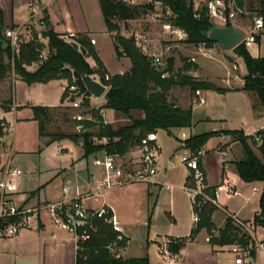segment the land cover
Instances as JSON below:
<instances>
[{
  "label": "trees",
  "instance_id": "1",
  "mask_svg": "<svg viewBox=\"0 0 264 264\" xmlns=\"http://www.w3.org/2000/svg\"><path fill=\"white\" fill-rule=\"evenodd\" d=\"M171 12L169 20L186 33L184 42L199 44L205 42L208 46L216 42L209 39L207 31L213 26L202 4L195 10V0H161ZM251 0H235L238 7ZM104 23L113 41L116 56L125 53L130 60V66L122 73L109 74L103 62L98 57L88 35H62L45 27L42 30H32L28 39L19 41L18 47L12 49L10 39L5 36L6 26L3 22V13L0 8V79L10 72L19 76L27 84L46 83L52 79H66V86L62 94V103L70 100L68 89L76 86L85 91L80 78V73L97 75L99 81L106 86L103 94L104 103L100 106L90 105L88 99L85 105L89 107L93 120L84 123V130L74 133L50 132L48 125L51 122V108L48 106H32L33 119L38 123V135L44 145L54 141L68 139L80 143L81 158L95 155L99 150L119 155L125 154L134 144L149 132H157L159 129L169 131L171 128H188L192 124V107L181 108L169 99L170 90L178 85H188L190 89L216 90L208 82H195L181 70L173 69V60L167 62L169 76L162 78L161 72L151 64V60L144 55L134 43L131 36L121 34L119 21H127L137 17L141 11L148 12L153 9L152 4H130L125 0H98ZM258 13L264 18V0H260ZM44 21V20H43ZM225 25H231L226 21ZM12 24L10 28H16ZM68 36L70 40H67ZM22 37V36H20ZM46 40V43L43 42ZM259 36L256 37V40ZM4 44L6 47L4 48ZM46 49V54L43 50ZM235 54L242 58L246 74L243 76L242 90L252 96V111L254 114L264 115V56L254 57L248 48L241 42L233 48ZM94 61L91 66L87 58ZM37 64L34 70L27 67ZM186 68H189L188 66ZM10 99V103H11ZM69 107L68 105L66 106ZM65 107V108H66ZM66 108V109H67ZM103 108L112 109L121 113L130 120L129 124L114 127L111 123L104 122L100 111ZM138 110L143 113L141 118H133L131 111ZM63 113V116H66ZM73 121V120H72ZM5 123L4 120L1 121ZM75 127L76 122L73 121ZM232 141H237L242 150V157L235 162L238 176L246 183L260 182L262 190L259 196V210L254 213L252 224L255 227H264V137L263 142L257 145L252 135H246L242 129L224 130ZM0 129V135H2ZM215 131L191 134L185 140V147L195 151L206 145L212 137L218 136ZM103 138L105 142L103 143ZM203 170V169H202ZM186 177L185 184L189 180ZM193 185V182H191ZM215 187L209 186L204 180L203 191L213 196ZM196 204H192L193 213H197L198 220L191 233H197L205 229L212 243L225 245L241 242L246 245L249 236L235 223L231 216L226 217L223 228L216 227L212 220V214L217 209L209 201H202L196 197ZM111 210L108 209V214ZM96 231L92 232L88 242L82 243L76 250V264H149L146 255L141 257H129L114 259L111 257L106 245L115 237L110 224L103 218H94ZM4 222H0L2 227ZM217 234H214V232ZM186 237H172L166 242V249L172 254H177L184 247ZM127 238L124 236L121 246L124 247Z\"/></svg>",
  "mask_w": 264,
  "mask_h": 264
},
{
  "label": "crops",
  "instance_id": "2",
  "mask_svg": "<svg viewBox=\"0 0 264 264\" xmlns=\"http://www.w3.org/2000/svg\"><path fill=\"white\" fill-rule=\"evenodd\" d=\"M0 8L3 13L2 17L6 28H10L12 24H16L21 33L22 31H27L30 29L29 26L34 25L33 29H36L37 31L48 27L54 32L62 35L73 33L75 35H88L89 37H94L96 42L92 45L109 74L122 73L130 66V60L127 56L122 55L118 57L115 54L113 41L110 37V33L106 29L98 0H0ZM33 11L35 12L32 13ZM41 18L44 20L45 27L40 26L38 23ZM258 41L259 39L256 40V42ZM43 42L46 43V40L43 39ZM107 44H111L115 56L113 60L111 59L110 63L107 61L105 56V47ZM186 44L188 47H191L194 52H196V45L188 43ZM215 45L216 44L210 46L212 54L211 56H213V53L216 51ZM250 54L254 57H257V55H254L251 52ZM87 61L91 66H93L92 64H94V61L90 57L87 58ZM188 62L193 63L190 58H188ZM220 62L224 67H226V70L223 71L224 73L228 72V74L232 76L235 74L233 69H236V64L233 63L235 67L233 66L234 68H232L226 62ZM36 66L37 64H32L27 68L29 70H34ZM192 69L193 67L186 68V72ZM240 73L242 76H244V73L241 71ZM242 76L239 77L237 75V80H239L238 83H236L234 78H228L229 82L233 81L235 83V86L231 91H243L241 89L243 86ZM12 80V92L8 93V91H6L4 94L6 97H0V119H5L6 123L9 124L10 130L13 128V125H15V122L21 123L34 120L31 109L32 106L50 107V113L52 117V113L55 110L61 109L62 107L65 108L67 106V102L62 103L61 100L64 87L66 86L67 82L66 79H52L46 83L37 82L27 84L21 80L19 76L13 73ZM1 83H7V81L4 80V82L2 81ZM202 92L203 90H201V95ZM102 96L101 100H93L94 102L91 103H93L95 106L96 104L100 106L104 103ZM8 97H11L10 99L12 102L10 104L3 102L4 100L8 99ZM92 99L96 98L92 97ZM68 109H70V107ZM9 111H13L16 114L13 122H11L9 119L6 120L5 118V114H7ZM101 111L105 119L107 116L106 113H108V111L110 114L112 113L114 118L111 120L106 119V122L111 124H113V122L118 119H116L117 116L120 117L119 119L125 118L121 113H118L112 109L103 108ZM245 112L247 122L250 123V126L246 123L243 125L242 123L241 125L233 124L232 121L228 119L227 114L221 109L216 110L214 115H205L202 120L209 121L211 123L212 127L208 131L220 129H242L246 135H253L257 128L264 124V115L254 114L252 107L246 108ZM135 113H137V116L133 117V114ZM131 116L133 118H141L143 113L138 110H133L131 111ZM174 129L183 130V128H171L168 132H166L171 133ZM61 141L63 142V140ZM61 141L54 142L61 144ZM177 141L179 142V138H177ZM210 141H212L210 147L207 148L206 145L202 147L205 150V155L201 158L200 162L205 174L206 183L213 187H217L219 185L233 187L234 189H238L241 192V196H228L225 192L221 193L220 203L222 209L217 208L213 212V222L215 223L216 227L223 228L227 213H229L235 215L239 220H246L252 223L254 213L259 210V197L256 198V204L249 211V213H244V210L251 202L252 197L257 195L252 193V187L256 186L258 188V184L260 186H262V184L260 182L246 183L238 176L235 162L241 159L242 150L240 144L237 141H232L228 135L215 136L212 137ZM177 147H182L180 142L178 143ZM220 147L222 149H220ZM14 157L15 153H12L9 155L8 160L11 161V159ZM75 159H78L77 156ZM74 167L76 166H73L71 170H67L62 173L59 172V168L67 169L69 168V165L64 167L58 166L54 169H50L49 173L39 170L38 176L35 179L30 180V183L28 182L29 185L25 184L22 190H19L17 188L18 185H16L18 192V194L15 196L16 199L18 201H24L30 205L44 200H57L63 197L61 187L65 183H71L72 186L77 187L80 191L91 189L94 175H98L100 173L99 168L92 165L91 158L90 165L86 167L84 166L83 168H78L77 170L79 172L76 171ZM187 176L188 171L184 177L183 187L185 185ZM130 185H141L142 190H145L147 194L145 200L143 201V220H146L147 226H149L150 219L154 214L155 209L157 212L160 210L158 207H156L157 200L153 197V191L155 190L156 185H153L152 182L147 184L131 183ZM127 186L128 185H123L110 189L102 197L101 203L98 205L88 202V200L91 199L90 197L83 199L84 203L88 207L96 208L101 204L109 206L112 212L119 219L124 236L127 238L126 244L122 250L123 258L141 257L146 255L148 257L149 264H185L186 258L192 257V255H194L192 254L193 251L191 250L196 248L198 245V236L203 233V250L201 253H197L199 254L198 256L209 257L213 260V264H220L218 255L222 254L226 256L222 264H233L229 252H227V245L229 244L220 245L212 243L210 240H206L205 237L208 234L205 229H201L194 234L191 233L192 229L195 227V222H192L191 226L189 227V231L185 235L166 234L164 236L160 235L159 238L150 240L151 242L155 243L157 258L159 259L156 260L155 263L152 261L151 254L148 253L146 249H143L140 253H136V255L129 253L130 236L128 235L127 229L125 228V214L120 207V201L125 198V194L121 189H125ZM234 197L238 198L240 202L236 204L235 207H232L230 206V201ZM117 198L120 200H117ZM216 218H219L221 222L217 223ZM233 220L235 221L234 218ZM256 228L258 231L262 232L261 235L264 234V227ZM179 236L187 238L186 243L180 252L177 254H172L167 251V249L165 251L164 248H166L167 240L169 238ZM0 264H76L72 236L67 230L56 226L46 212H42L38 218L31 223L29 228L21 230L16 236L7 237L3 235L0 230Z\"/></svg>",
  "mask_w": 264,
  "mask_h": 264
},
{
  "label": "rangeland",
  "instance_id": "3",
  "mask_svg": "<svg viewBox=\"0 0 264 264\" xmlns=\"http://www.w3.org/2000/svg\"><path fill=\"white\" fill-rule=\"evenodd\" d=\"M204 2L205 0H199L195 3V7L199 8L202 4H204ZM260 3V0H251V3L246 1L243 7L246 11V15H242L241 17L230 21L231 25L242 30L244 34H247L250 31V22L252 18L254 16H259L258 10ZM135 4L139 3L136 2ZM158 13H161L160 10H157V12L141 11L140 14L133 19L119 21L118 23L120 25L121 33L125 36H129L130 33L135 30L147 29L150 30L153 36H159L158 32L161 30V26L160 22L155 17V14ZM210 20L213 25H225V23L218 18ZM33 26L32 28H34ZM31 31V29L22 31V38L28 39ZM215 44L216 51L211 57L201 54L197 47L196 52H194L191 47L187 46L186 43L180 41H162V39H160L154 44V47L157 48L158 51L160 50L162 52V55L167 62L170 58L173 60L174 70H181L182 73L187 74L195 82H208L212 84L214 88L221 91L203 90L202 95L200 94L199 96L200 101L193 103L192 98L195 94V90L190 89L188 85H178L175 86L174 89L172 88L170 90L169 99L172 102L181 108H187L189 106L192 107V124L188 128H183V130L174 129L171 133H167L163 129H159L156 132L157 142L160 147L156 155L157 165L158 169L162 170L164 174L155 176L152 181V184L156 185V188L153 191V197L157 200L156 207L160 210L157 212L155 209L153 215L152 211L149 226H147V221L143 220V201L145 200L147 194L145 190H142V186L127 184V188L121 189L125 194V198L120 201V207L125 214V228L130 236L129 253L136 255V253H140L143 249H146V251L151 254L152 261L154 263L159 259L157 258L155 243L150 240L159 238L160 235L164 236L166 234L185 235L189 231V227L193 222L190 195L183 189L184 177L188 171L187 167L181 163V157L184 154V148H186L185 140L191 134L202 133L210 130L212 127L211 123L209 121L202 120V118H204L205 115H214L218 109H221L224 113H226L228 119L231 120L233 124L241 125L242 123L243 125L246 123L250 126V123L247 122L245 111L246 108L251 107L252 105V96L246 91H231L235 86V83L233 81H228V78H234L236 83H238L239 80H237V75L239 77L242 76L240 71L244 73V75L246 74L244 62L241 57L235 54L233 48L226 49L218 43ZM107 45L105 47V56L107 61L110 63L111 59L113 60L115 56L111 44ZM46 51L47 50L44 49L43 53L46 54ZM248 51L257 56H264V34L259 36V41L251 45L248 48ZM188 58H194L195 60L192 61L193 63H190L188 62ZM220 61L226 62L232 68H234L233 66L236 64V69H233L235 74L232 76L229 75L228 72L224 73L223 71L226 70V67H224ZM187 66L189 68L193 67V69L186 72ZM92 76L95 79H98L97 75ZM12 79V72L6 75V78L0 79V83L2 81L4 82V80L7 81V83L0 84L1 98L5 96L4 94L6 91H8V93L12 92ZM199 90L201 93L202 89ZM10 98L8 97V99L3 102L10 104ZM93 100H101V97L96 99L90 98V102H94ZM96 106L99 105L96 104ZM68 108L65 109L62 107L52 113L53 117L47 126L50 132H77L71 119L73 112ZM63 113H66L67 115L63 116ZM136 114L137 113L133 114V117H136ZM106 115L107 120L114 118L112 113L110 114L109 111ZM15 117L16 114L13 111H9L5 114L6 120L9 119L11 122H13ZM102 118L106 121L104 116H102ZM119 118L120 117L117 116V120L113 122L112 125L114 127L130 123L129 119ZM2 120L5 121V119H0V129L1 132H3V134L0 135V168L8 160L9 155L15 153V157L11 159V162L18 165L23 171L22 174L15 178L16 185H18L17 188L19 190H22L25 184L29 185L30 180L35 179L38 176L39 170L49 173L50 169H54L58 166L64 167L69 165V168L67 169L59 168V172L62 173L64 171L71 170L73 166H76L74 168L78 171V168L90 165V158H92L91 155L81 158L80 143L63 139V142H60L61 144L58 142H52L44 145L43 143L41 144L42 141L39 139L38 124L35 120L21 123L15 122V125H13L11 130L9 129V124H7L6 121L4 124L1 123ZM223 131L224 130L221 129L215 130V132L219 133L218 136L225 135L222 133ZM182 132L187 134V136L184 138L181 137ZM177 138H179V142L182 145L180 148L177 147L179 143ZM212 141H207V148L210 147ZM102 142L104 143L105 140ZM220 149L222 148L220 147ZM103 152L104 150H99L96 152V155H101ZM76 156L78 159H75ZM128 156L129 155L125 158ZM258 186L259 191L255 193L257 195L252 197L251 202L245 208L244 213H249V211L255 206L256 198L260 196L262 190V186L259 184ZM102 197H91L88 202L98 205L101 203ZM117 200L120 199L117 198ZM239 202V199L234 197L230 201V206L235 207ZM216 222L220 223L221 220L216 218ZM244 223L251 229L253 228V232L255 233L257 239L261 238L262 232L258 231L256 227L254 229V225L250 221L245 220ZM214 234H217V232L215 231ZM207 237L208 235L205 239ZM203 242L204 234L202 233L198 236V245L194 250H191L194 255L186 258L185 264H213V260L209 257H202L197 254L202 252ZM231 245L233 244L227 245V252H229L232 261V255L230 254ZM251 252L252 254L248 256V261L252 264H264V253L257 249L254 251L252 250ZM225 257L226 256L222 254L218 255L220 264L223 263Z\"/></svg>",
  "mask_w": 264,
  "mask_h": 264
},
{
  "label": "built area",
  "instance_id": "4",
  "mask_svg": "<svg viewBox=\"0 0 264 264\" xmlns=\"http://www.w3.org/2000/svg\"><path fill=\"white\" fill-rule=\"evenodd\" d=\"M130 4L146 3L152 4L153 9L149 11L161 13L155 14L156 19L160 22L161 30L159 36H153L150 30L139 29L130 33L134 43L150 60L152 66L161 72V77L169 76L167 70V61L164 59L162 52L154 47L156 41H184L186 33L179 27L175 26L169 17L171 12L167 6H164L161 0H125ZM199 0H195V3ZM204 5L207 8L210 19L218 18L223 23L232 21L242 15H246V11L238 7L235 0H205ZM198 7H195L197 10ZM33 11L32 13H34ZM39 25L45 27L44 21L41 18L38 21ZM264 34V18L254 16L250 22V31L247 34L243 33L242 42L246 48H249L256 42V37ZM74 35L73 33L68 34ZM5 36L10 39L12 49L18 47L19 41L22 40L19 28H7ZM70 40L68 36H65ZM159 39V40H158ZM91 44H95L96 39L89 37ZM199 52L206 56H211V48L205 42L196 45ZM125 55V53H122ZM194 61V58H190ZM235 67V66H234ZM93 77V76H92ZM94 78V77H93ZM99 81V79H97ZM106 87V86H105ZM200 90H195L192 102L200 101ZM93 96L87 95L85 91L76 86H70L68 89L67 105L72 110L71 119L76 122L75 129L77 132L83 131L84 123L93 120L92 113L89 107L85 105V100ZM90 105L93 104L90 102ZM103 116L102 111H100ZM106 122V121H104ZM187 134L182 133L181 137H186ZM255 143L260 145L264 137V124L257 128L252 135ZM105 140V138H103ZM156 132L145 134L139 142L134 144L125 154L118 153L110 154L106 151L101 155H92V165L99 168L100 173L94 175L92 188L85 191H80L71 183H65L61 187L63 197L57 200H44L36 204L30 205L24 201L16 199L17 188L15 178L23 173L21 168L12 163L10 160L5 162L0 169V222H4L0 230L7 237L16 236L21 230L29 228L31 223L38 218L42 212H46L53 223L67 230L73 239L75 253L81 247L82 243L88 242L92 232L96 231V226L93 222L94 218H103L105 222L111 225L115 231V237L106 245L110 255L114 259L122 258L121 242L124 238V232L119 219L112 212L111 208L105 204L93 208L88 207L83 199L88 197L99 198L106 194L112 188L123 186L131 183H150L155 176L164 174L158 169L156 155L159 150ZM131 154V156H130ZM129 155L127 158H125ZM205 155L203 148L192 151L185 148L184 154L181 157V163L188 169L189 180L184 185L183 189L190 195L191 202H196V197L199 196L202 201H209L217 208L222 209L220 203V195L225 192L228 196H241V192L233 187L219 185L215 187L213 196L204 193L205 174L201 167V158ZM193 182V185L191 184ZM258 192L256 186L252 187V193ZM111 210V213L108 214ZM235 219L236 223L249 236L246 245L241 242H235L231 245L230 254L232 255L233 264H252L248 261V256L252 254V250H260L264 253V235L257 239L253 228L246 226L244 221L239 220L235 215L227 213ZM193 222H197V213L192 214ZM245 229V230H244ZM255 229V226H254ZM209 240V236L206 238ZM166 251V248H164ZM111 264V263H109Z\"/></svg>",
  "mask_w": 264,
  "mask_h": 264
},
{
  "label": "water",
  "instance_id": "5",
  "mask_svg": "<svg viewBox=\"0 0 264 264\" xmlns=\"http://www.w3.org/2000/svg\"><path fill=\"white\" fill-rule=\"evenodd\" d=\"M207 37L226 49H232L243 38V32L232 25H215L206 33ZM6 47V44L3 46ZM80 78L85 89L94 98H100L106 91V87L90 74L80 73Z\"/></svg>",
  "mask_w": 264,
  "mask_h": 264
}]
</instances>
